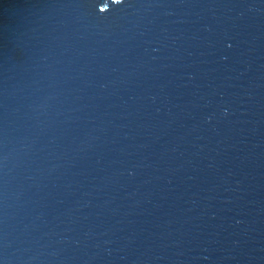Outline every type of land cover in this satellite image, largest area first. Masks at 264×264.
<instances>
[{
  "label": "water",
  "instance_id": "95a60500",
  "mask_svg": "<svg viewBox=\"0 0 264 264\" xmlns=\"http://www.w3.org/2000/svg\"><path fill=\"white\" fill-rule=\"evenodd\" d=\"M0 264H264V0H0Z\"/></svg>",
  "mask_w": 264,
  "mask_h": 264
}]
</instances>
